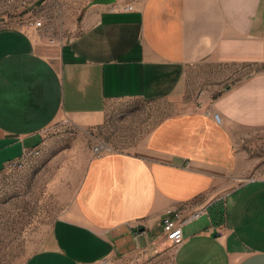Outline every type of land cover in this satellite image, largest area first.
I'll list each match as a JSON object with an SVG mask.
<instances>
[{
  "label": "crops",
  "instance_id": "obj_1",
  "mask_svg": "<svg viewBox=\"0 0 264 264\" xmlns=\"http://www.w3.org/2000/svg\"><path fill=\"white\" fill-rule=\"evenodd\" d=\"M132 4L86 9L61 41L0 28V171L61 118L86 128L114 102L181 100L192 70L246 74L159 120L134 151L91 154L24 264H109L163 236V212L182 204L205 212L183 225L166 264H264V159L251 170L247 148L264 136V0Z\"/></svg>",
  "mask_w": 264,
  "mask_h": 264
},
{
  "label": "rangeland",
  "instance_id": "obj_2",
  "mask_svg": "<svg viewBox=\"0 0 264 264\" xmlns=\"http://www.w3.org/2000/svg\"><path fill=\"white\" fill-rule=\"evenodd\" d=\"M88 1L0 0V28L20 27L37 39L61 41L79 31ZM139 1L116 0L117 5ZM38 20L40 25H36ZM221 72L218 66L189 72L187 91L181 100L114 102L99 125L81 128L61 118L45 129L37 156L28 159L21 169L10 171L4 167L0 171V264H24L47 244L52 222L71 201L94 146L101 145L102 151L132 152L159 120L173 112L201 106L203 90L209 92L205 103L211 101L235 78L246 74L245 69L231 77ZM262 137L247 146L254 171L262 169ZM173 251L174 247L158 236L109 264H166Z\"/></svg>",
  "mask_w": 264,
  "mask_h": 264
},
{
  "label": "built area",
  "instance_id": "obj_3",
  "mask_svg": "<svg viewBox=\"0 0 264 264\" xmlns=\"http://www.w3.org/2000/svg\"><path fill=\"white\" fill-rule=\"evenodd\" d=\"M116 8L123 10H132V3L118 4L115 2ZM41 21L38 20L36 25H40ZM214 117L219 120V114L214 112ZM94 153L98 154L102 151L101 145H96L93 148ZM41 151L40 147L27 148L17 158L10 160L6 163L5 168L8 170L21 169L28 159L37 156ZM205 212V207L200 206L191 208L190 205L182 204L178 207L167 208L161 216V230L164 239L174 247V249L183 241V225L188 221L200 216Z\"/></svg>",
  "mask_w": 264,
  "mask_h": 264
},
{
  "label": "water",
  "instance_id": "obj_4",
  "mask_svg": "<svg viewBox=\"0 0 264 264\" xmlns=\"http://www.w3.org/2000/svg\"><path fill=\"white\" fill-rule=\"evenodd\" d=\"M116 2V0H89L86 5L85 9H88L93 6H106V5H112Z\"/></svg>",
  "mask_w": 264,
  "mask_h": 264
}]
</instances>
